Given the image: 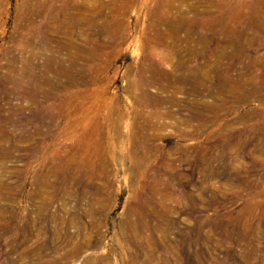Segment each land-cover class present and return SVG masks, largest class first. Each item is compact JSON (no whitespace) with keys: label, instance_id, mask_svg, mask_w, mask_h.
<instances>
[{"label":"rangeland","instance_id":"374dc122","mask_svg":"<svg viewBox=\"0 0 264 264\" xmlns=\"http://www.w3.org/2000/svg\"><path fill=\"white\" fill-rule=\"evenodd\" d=\"M211 1L175 0L167 19L205 25L165 44L155 19L170 0H131L127 12L119 0H0V264H264V237L236 235L264 230V194L226 186L228 171L246 168L238 180L264 190V130L237 157L226 144L264 119V87L243 102L217 95L224 77L264 75V27L242 22L233 46L206 25L228 8L264 24V0ZM204 100L227 108H204L215 120L195 130L187 109ZM142 135L152 136L144 157ZM200 146L220 152L215 178L199 173ZM153 182L168 189H144Z\"/></svg>","mask_w":264,"mask_h":264},{"label":"bare ground","instance_id":"6f19581e","mask_svg":"<svg viewBox=\"0 0 264 264\" xmlns=\"http://www.w3.org/2000/svg\"><path fill=\"white\" fill-rule=\"evenodd\" d=\"M130 1L131 0H119V2L116 3V5L121 6V8L124 10V12H127L129 10V6H130L129 2ZM170 1L171 2H169L167 4V6H166L167 8L165 10L158 12V9H157V14H156V19H155L156 25H158V26L159 25H165L166 29L168 30V33H166V32H161V30L156 29L158 36L160 37V41L165 43V44H168L167 39H169V38H166L165 35H169V36L174 35L175 38H178V37H180L179 34L182 31H190V30H193L195 28L202 27L205 25L204 23H201V22L199 23L197 21L183 20L182 19L183 15H184L183 12H180L178 17H176L172 20L167 19L166 14L169 10H174L175 8L177 9V11L179 10L177 8V5L174 4L175 0H170ZM224 1L228 2L227 0H224ZM211 2H212L211 0H208L207 5L208 4L210 5ZM217 4H218V2H217ZM218 5L223 6V3H220ZM157 8H159V7H157ZM112 12H113V10H112ZM201 14L203 16L204 15L210 16L211 13L208 10L204 9ZM261 15L262 14L259 12H251V11L245 12V11H243V8H235V9L228 8V10L225 9L224 15L220 19H218L214 23L206 24V25L210 28H213V29L222 28L225 30L224 32L226 35L223 33L225 36L223 37L224 38L223 41H221V43H220L221 45H233V46L234 45H240L241 40H242L241 36L243 35V33L245 31V29L243 27H241L242 22L247 21L248 23L251 24L252 28L255 31H258L264 27V24L259 23L260 22L259 19H260ZM244 36H245V34H244ZM178 43L179 42L177 39H175L171 42V46L173 48L172 51H174L176 53L178 51ZM194 53H195V51L193 49L188 51L189 55H193ZM219 57H220V55H219ZM163 58L164 59L168 58L167 53H164ZM235 61H236V59H232L231 61H229L227 63V65L225 66L226 70L231 69L233 67V62H235ZM204 62L207 66L211 64V62L208 58L205 59ZM253 62L255 63V61H253ZM217 64H219V63L217 62ZM258 65H260L261 67L264 68V60L261 59L259 61ZM151 66L152 65H150V67ZM151 71H152V68H151ZM198 75L204 76V73L201 71ZM241 77H243V76H241ZM198 79L199 78H197L196 74L191 71L188 74V76L186 77L185 81L191 86V89L195 90V89L200 88L199 83H198L199 82ZM223 80L225 81V83L217 88V95H219L220 97L221 96H223V97H227V96L233 97L234 96L238 102H240V101L243 102V101L248 100L250 98V95H252V93L254 94L259 87H264V75H262V74L258 75V74H252L251 73V74L247 75V79L244 81H240V80H236V79H235L236 81H234L228 77H224ZM259 96L262 97V95H259ZM255 98H256V96H255ZM207 102L205 100L202 102L201 101L195 102L192 104L193 106L191 108L187 109L188 112H190V113L193 112L192 116H190L189 113L187 114V120L192 118V119H195L201 123L199 126L194 128L195 130H199V128H203L205 126V124H207L209 122L211 117H214L213 115L209 116L207 114V111L204 108L210 109L212 111H219L220 109L227 108V104H222V103L217 102V101L210 102V103H207ZM37 107L41 108L42 106H41V104H38ZM71 109H75V108H71ZM51 112L52 111L48 110L47 112H43V113H45L50 118H52L53 113H51ZM248 112L250 115L254 116L257 113V110L251 108ZM43 113H41V115ZM184 120H186V119H184ZM213 120H215V117ZM263 121H264V119L261 121V123L251 124L250 126H247V127L235 129V131L233 133H231L230 135L227 136L228 138H227L226 144H228L230 146V148L236 152V157H237V154L238 153L240 154V152L245 149L246 145L250 143L249 137L255 138V137H257V135L255 134L257 131L264 130V122ZM136 129L138 132H141L144 129V127L141 126L139 123H137ZM133 139H135L137 141L135 152H137L141 157H144L145 155L143 156V149L142 148L146 147V145L152 139V136L142 135L140 137H133ZM133 142H134V140H133ZM259 144H261V143H259ZM199 148H200L199 156H198L199 159L196 162V166L199 170V173L202 174L203 176H206L208 179L215 178L218 174L217 169H219L220 167H221L220 169H222V166L215 167V165H214V162L218 161V158H219V156L218 155L216 156V154L220 155V152L219 151H216V152L211 151L209 147H205V146H200ZM185 152H187V151H185ZM227 153H228L227 151H224L221 155L222 156L229 155V153H231V152H229L228 154ZM263 156H264V154H263ZM184 157L186 160H190L189 159L190 156L186 155V156H183V158ZM223 167L225 168V165ZM259 167L263 168L264 163L260 162ZM246 172H247L246 168L242 169V170H234V172L228 171V173L226 175L228 176V174H230L232 179L230 180V178H228V180L226 182V184H227L226 186H231V188H232L233 186L235 187L236 182H238L239 183L238 188H240V189L243 188V189H246L247 192L249 191L252 193H254V191H256V194H254L256 196H257V194L258 195L264 194L263 188L259 187L257 185L259 182L258 183L253 182V180L250 179V175H248V177L245 181L238 180L239 174H242V173L246 174ZM241 177H243V176H241ZM236 186H237V184H236ZM145 188L150 189V190H154V189L155 190H159V189L160 190H164V189L166 190V189H168V185H166L164 182H155V184L153 182V183L145 184L144 189ZM227 188H229V187H227ZM252 200L253 199H251V201ZM261 231H262L261 228H258V227L255 228V227H253V225H241L239 227L236 235L239 237V241H242L244 238H247V237H250V238H256L259 236L264 237V232H263L264 230L262 232ZM199 234H200V228L197 229L195 236L199 235ZM195 241H198V238L195 239Z\"/></svg>","mask_w":264,"mask_h":264}]
</instances>
